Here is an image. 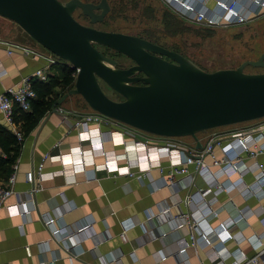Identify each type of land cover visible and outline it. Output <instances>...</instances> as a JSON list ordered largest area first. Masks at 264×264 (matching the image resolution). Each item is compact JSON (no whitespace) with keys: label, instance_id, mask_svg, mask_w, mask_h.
Wrapping results in <instances>:
<instances>
[{"label":"crops","instance_id":"1","mask_svg":"<svg viewBox=\"0 0 264 264\" xmlns=\"http://www.w3.org/2000/svg\"><path fill=\"white\" fill-rule=\"evenodd\" d=\"M185 1L196 7H206L209 11L216 7V0ZM238 6L250 11L251 19L243 25L259 20L264 22V7H258L251 0H238ZM11 42L40 55L25 53L13 46H10L12 51L8 53L6 49ZM47 55L49 51L36 42L0 38V69L4 70L0 74V93L43 66V56ZM61 64L50 66L49 75L58 74ZM56 90L60 89L56 87ZM77 111L85 113L80 115ZM91 111V108L87 111L84 102L71 94L62 101L56 112L47 111L19 141V154L13 162L16 164L14 193L6 198L5 205L15 203L19 197L28 210L12 215L6 207H0V264H101L102 258L108 259L107 264H210L209 250L201 243L200 231L211 228L213 233L221 235L220 223L238 215L240 218L229 227L233 237L225 239L222 247L227 253L237 249L247 256L254 253L251 240L264 231L261 221L263 213L260 210L264 208V181L257 194L240 191L244 185L255 180L254 172H246L242 179H237L240 177L238 173H232L229 180H238L239 186L228 191L222 189L215 192L216 186L213 185L211 192L203 198L208 209L213 211L193 228L188 225L177 227L174 217L194 211L199 216L203 203L190 202L188 194L202 184V179L182 175L176 176L174 183H166L168 158L165 156L160 159L163 172L152 167L141 177H137V172L129 175L109 173L104 169L94 170L92 164H86V172L77 170L73 171V175L65 176L60 172L62 165L59 160L46 159L44 170L54 171L55 174L40 181V189L33 197L25 196L30 187L26 172L36 167L43 153H65L76 145L79 129L83 128L77 124V120ZM253 122L264 125V118ZM0 124L4 125L1 111ZM17 127L22 133L20 122H17ZM104 148L114 150L121 165L127 163L126 151L132 153L133 150L112 141H105ZM220 152L216 147L215 153L219 156ZM103 159L102 155L94 156L95 163H101ZM204 159L210 161L208 156ZM243 159L246 163L251 162L245 155ZM257 161L264 169V153L257 156ZM131 169L136 171L139 168L131 166ZM189 169L192 171L193 167L190 165ZM72 176L74 179H70ZM7 178L0 179V184H4ZM45 212L56 217V227H64L70 233L63 241L52 238L49 228L43 224L41 214ZM123 220L131 222L124 232ZM81 225L88 226L81 233L74 234L75 228ZM189 234H194L196 238L194 245L186 247L183 253L175 252L177 240L181 237L188 239ZM220 239L217 236L214 241ZM227 253L224 260L229 262L233 256ZM256 264H264V260Z\"/></svg>","mask_w":264,"mask_h":264},{"label":"water","instance_id":"2","mask_svg":"<svg viewBox=\"0 0 264 264\" xmlns=\"http://www.w3.org/2000/svg\"><path fill=\"white\" fill-rule=\"evenodd\" d=\"M79 9L90 23L100 22L108 0H0V15L14 21L36 43L78 68L73 86L51 107L58 110L71 94H79L94 111L133 128L164 137L190 135L196 148L198 131L264 116V72L247 73V64L206 71L182 53L144 37L85 25L74 17ZM97 45L129 57L117 61ZM122 99L109 97L99 80Z\"/></svg>","mask_w":264,"mask_h":264},{"label":"built area","instance_id":"3","mask_svg":"<svg viewBox=\"0 0 264 264\" xmlns=\"http://www.w3.org/2000/svg\"><path fill=\"white\" fill-rule=\"evenodd\" d=\"M168 6L173 8L182 18L189 22L196 24L220 27L228 25H240L251 19L249 10L242 9L238 6V0H216V7L209 11L206 7H196L188 3L185 0H163ZM258 7H264V0H251ZM12 47H18L25 53H32L33 55L39 54L32 49L24 47L18 43L11 42L8 44L6 51L11 53ZM45 57V64L37 68L31 75L23 76L15 85L10 86L5 92L0 93V111L4 120V125L8 127L14 134L17 141L24 139L21 131L17 127V123L14 120L15 109L18 108L21 111H28L30 109V100L36 96V92L32 86L34 80L45 81L48 79L49 68L54 64L62 62L67 63L72 68V75L76 76L78 68H73L67 61L55 56L51 52ZM4 70L0 69V74H3ZM103 117L99 112L92 110L90 113L85 114L82 118L77 120V124L83 126L79 129L78 140L76 145L70 147V150L65 153L49 154L43 153L41 160L36 167H32L26 172V180L30 183V187L26 190L25 196L33 197L34 193L40 189V181L53 177L54 171L44 170V161L50 159L53 161L59 160L61 162V169L65 176L73 175V171L84 170L85 161L89 158V164L93 165L94 170L104 169L111 173H126L134 175L137 172V177H141L142 173H146L150 168L155 167L160 172H163L164 166L161 164V157L168 158V168L166 169L165 182L172 184L176 176L191 175V177H199L202 179V184L197 185L196 189L188 194L190 202L195 204L203 203V209L196 216L194 212H188L185 214H179L175 218L176 226L188 225L189 228L196 227V225L203 220L205 215L211 213L213 210L208 209L205 205V195L211 192V187L216 186V190H230L231 188L239 186L238 180L230 181L229 177L232 173H238L242 179L243 174L246 172H254V181L244 185L240 190L242 193H259L262 181H264V169L257 156L264 153V125H249L243 128H232L220 130L218 132H212L209 134L204 142H201V148H196L195 142L192 147L178 146L169 141L159 140L157 142L150 138H126L122 132L119 131H104L102 130L101 120ZM94 125V126H90ZM119 132L118 138L124 139V144L132 147V153L126 151L127 163L121 165L118 163L116 153L114 150H106L104 148L105 141H113L115 144L114 133ZM220 149V155L215 153V148ZM95 155H102L104 157L101 163L94 162ZM154 155V156H153ZM243 155L247 156L251 162L246 163L243 159ZM68 156V157H66ZM208 156L210 161L204 159ZM149 157V161L147 160ZM85 158V161L82 159ZM133 158V159H131ZM144 164V165H142ZM190 165L193 167L191 171ZM131 166H137L139 169L132 171ZM148 167L147 170L142 168ZM213 167L216 169L213 170ZM71 171L67 173V171ZM86 172V171H85ZM139 172V173H138ZM16 174V164L13 163L12 170L4 184H0V207H6L10 214H22L28 210L24 202L18 197L17 201L13 204L5 205V200L8 196L14 193L13 183ZM74 177L72 176V178ZM224 179V180H218ZM204 198V199H203ZM263 213L261 217L262 224L264 225V208L260 209ZM165 212L166 209H163ZM252 212V210H250ZM201 218V220L199 219ZM237 218L229 219L228 221H222L219 227L221 229V235L213 233V229H205L200 231L199 237L203 246H207L208 259L210 264H256L259 260H264V243L262 238L264 237V231L256 235L252 240V245L255 251L252 255L247 256L240 249L233 250V254L230 251L223 249L222 243L225 239L233 237L229 227L235 224ZM43 224L49 228L52 238H58L60 241L67 238L70 233L64 229V227H56L54 225L56 217L49 212L41 214ZM124 220L121 221L123 226V232L131 226ZM88 225H81L75 228L74 234H79ZM221 237L219 241H214L216 238ZM194 234H189L188 239L181 237L177 240V249L175 252L183 253L189 245L195 243ZM68 247V246H67ZM236 253H235V252ZM232 255L231 261L226 262L224 258L225 254ZM116 257H114L115 259ZM54 260V259H53ZM108 259L102 258L101 264H107Z\"/></svg>","mask_w":264,"mask_h":264},{"label":"rangeland","instance_id":"4","mask_svg":"<svg viewBox=\"0 0 264 264\" xmlns=\"http://www.w3.org/2000/svg\"><path fill=\"white\" fill-rule=\"evenodd\" d=\"M66 1V0H62ZM99 0H94L97 2ZM110 10L100 22L90 23L89 18L81 13L79 9L74 11V17L85 25H91L103 30L120 31L124 33L144 36L162 46H176L180 53L191 59L196 65L206 71H213L220 68H234L244 60H256L264 51V22L228 25L220 27H203L192 23H182L179 27L166 28V22L173 23V18L165 17V11L178 13L167 5L163 0H108ZM179 16V15H178ZM182 18V17H181ZM174 31V32H172ZM147 34V36H145ZM0 38L19 39L35 43L14 21L0 15ZM37 45H39L37 43ZM40 46V45H39ZM97 47L107 56L114 58L118 63L117 67L127 68L134 62L124 54L118 53L106 46ZM244 72H264V66L247 64ZM103 91L115 100L122 97L109 88L101 79L99 80ZM56 89V88H55ZM79 101H83L90 110L83 98L78 94H72ZM80 105V104H76ZM79 109V108H77ZM77 114H84L77 111ZM263 117L235 122L228 125L217 126L198 131L196 136L204 142L209 134L228 128H243L255 125L254 120ZM102 130L119 131L126 138H150L154 141H169L178 146L192 147L195 142L190 135L164 137L133 128L112 118L103 117L101 120Z\"/></svg>","mask_w":264,"mask_h":264},{"label":"trees","instance_id":"5","mask_svg":"<svg viewBox=\"0 0 264 264\" xmlns=\"http://www.w3.org/2000/svg\"><path fill=\"white\" fill-rule=\"evenodd\" d=\"M165 17L167 20L168 18H173V23L169 22V20L165 21L166 28L170 27L175 29L183 22L196 24L189 22L168 10L165 11ZM196 25L213 28L200 24ZM145 36H147V34H145ZM144 38L149 39L147 37ZM166 47L180 52L176 46L168 45ZM74 79L75 78L72 75V68L67 63L62 62L58 74L49 76L45 81L35 80L32 82L36 96L30 100V109L28 111H21L16 108L14 114L15 122H20L23 137L37 125L40 118L51 109L60 95L73 86ZM56 87L60 90H56ZM20 145L21 143L17 141L15 134L8 127L0 124V179H6L10 174L12 170V163L18 157Z\"/></svg>","mask_w":264,"mask_h":264},{"label":"bare ground","instance_id":"6","mask_svg":"<svg viewBox=\"0 0 264 264\" xmlns=\"http://www.w3.org/2000/svg\"><path fill=\"white\" fill-rule=\"evenodd\" d=\"M120 134H119V132L117 133V132H115L114 133V136H115V138H114V140H115V144L116 145H118V144H124V139L123 138H118L117 136H119ZM111 141H112V139H111ZM112 143H113V141H112ZM66 157H68V156H66ZM84 161H85V158H82ZM149 157H147V160L149 161ZM87 164H89V162H90V160H89V158H87L86 159V161H85ZM86 165V164H85ZM142 165H144V164H142ZM148 169V167H145V168H142V170H147Z\"/></svg>","mask_w":264,"mask_h":264},{"label":"flooded vegetation","instance_id":"7","mask_svg":"<svg viewBox=\"0 0 264 264\" xmlns=\"http://www.w3.org/2000/svg\"><path fill=\"white\" fill-rule=\"evenodd\" d=\"M109 3V2H108ZM110 5V4H109ZM110 10V9H109ZM105 18V17H104ZM149 40V39H148ZM153 42H155V41H153ZM156 43V42H155ZM117 52V51H116ZM119 53V52H118ZM122 54V53H121Z\"/></svg>","mask_w":264,"mask_h":264}]
</instances>
